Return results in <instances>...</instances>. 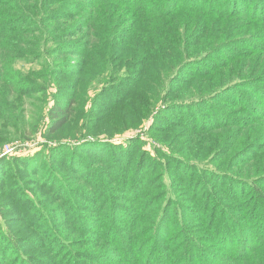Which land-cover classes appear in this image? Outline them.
<instances>
[{"label":"trees","instance_id":"obj_1","mask_svg":"<svg viewBox=\"0 0 264 264\" xmlns=\"http://www.w3.org/2000/svg\"><path fill=\"white\" fill-rule=\"evenodd\" d=\"M76 4L79 9L91 7L92 17L82 21L78 19L81 13L68 14L71 8H55L53 0H0L1 89L7 87L13 91L15 104L27 93L45 94L50 86L61 93L46 112L45 138L52 139L73 124L81 97L86 94L82 89L84 81L95 80L94 71L98 79L106 80L103 88L97 89L100 92L92 108L101 112L100 118L125 111L138 101L148 83L166 77L170 82L166 92L153 95L162 102V107L159 105L149 132L170 136H155L160 145V149L154 150L155 157L144 149V139L139 137L122 145L113 138L97 135L73 143L59 141V146L54 148L46 146L44 149L49 154L43 151L34 158L16 157L14 161L20 167L9 171L12 181L8 194L19 208L23 229L18 236L15 234L19 231L14 234L0 231V258L7 261L16 253L12 261L0 260V264H264V173L258 178H247L249 171L245 174L247 180L233 173L243 165H238V153L242 150L240 156L249 160L246 165L263 159L264 166V48L255 59L254 69L240 70L235 80L230 76L233 69L225 70L233 68L236 62H226L228 59L222 53L230 48L232 59L241 60L246 54L253 58L247 50L260 47V43L237 40L239 37L213 39L220 42L215 45L209 42L212 18L245 19L244 26L264 22V0H77ZM67 14L66 19L76 25L73 34L86 30L90 39L53 49L54 53L65 48L66 54L73 55L72 65L66 67L64 62L50 61L48 55L52 52V42L59 44L58 31L52 22L64 20ZM99 15L104 18L103 24ZM179 19L186 22L182 40L185 36L190 40L201 39L199 44L205 43L203 51L189 50L185 56L171 43V40L180 43L172 35L180 31ZM193 44L190 42L191 47ZM172 55L180 58V64L176 63L178 66L168 75L162 68L167 67L165 64ZM17 59L29 65L41 64L43 70L31 69L26 74L17 71ZM186 74L191 76L185 77ZM63 76L74 79L63 83ZM218 76H225L231 83L196 100L183 98L202 92L200 89L206 81ZM42 81L45 85L38 83ZM194 86L199 87L188 95L187 91ZM90 90L97 92L95 87ZM8 97L2 96L1 106L14 105ZM7 111L11 119L15 118L11 108ZM137 120L145 122V119ZM253 127L263 134L251 140L244 138L235 149L240 131ZM183 128L195 136L188 150L200 148V157L189 154L188 158L175 151L178 146L173 145V135L179 137ZM218 131L234 132L217 145L200 141L218 136L213 133ZM1 140L0 137V145L5 142ZM82 152L88 155H79ZM227 156L229 163L234 162L233 166H213L218 157ZM1 161L0 169L6 159ZM56 161L59 164L65 161L66 167L88 186V201L102 198L99 207L105 204V190L111 187L103 178L111 175L128 191L127 198L122 200L128 204L115 205L114 210L110 203L108 211L106 207L102 209V215L97 211L89 215L92 212L79 203V194H86L81 189L71 190L70 183L54 171ZM22 167L36 174L43 172L41 178L45 183L51 180L49 189L65 211L69 231H60L53 216L39 205L36 197H30L29 192L19 187L24 178L18 172ZM154 170H159L160 176H155ZM167 172L173 177L172 195L177 197L162 203L169 195L161 182L166 177L164 174L170 178ZM0 179H3L1 175ZM146 189L154 192L147 194ZM182 193L183 198H179L178 194ZM191 222L199 225L193 227ZM70 232L95 238L97 246L93 252H79V243L67 237Z\"/></svg>","mask_w":264,"mask_h":264},{"label":"rangeland","instance_id":"obj_2","mask_svg":"<svg viewBox=\"0 0 264 264\" xmlns=\"http://www.w3.org/2000/svg\"><path fill=\"white\" fill-rule=\"evenodd\" d=\"M55 1V5H53L55 8L63 9L66 8L68 10V14L70 13H81L78 16V19H81L82 21L88 20L87 18L92 17V11L93 9L91 7L89 8H82L79 9L76 4L77 0H53ZM68 14L65 15L64 20H56L52 22V25L57 29V39L59 40V44L56 45L55 42H52L51 44V50L52 52L48 55V58L50 61H53L54 63L58 62H64L67 66L72 65V58L73 55L66 54L64 51L66 50L65 48H59L56 52L53 53V49L59 47L60 45H65L67 43H78V42H83L89 41L90 37L87 35L86 30H79V33H75L74 28H76L70 19L68 18ZM97 15V13H96ZM100 16V15H99ZM187 16H184L185 18ZM197 17V15H196ZM196 17L194 18V21L196 22L197 19ZM186 20V19H185ZM191 22L193 19H190ZM213 20V28L211 33L209 32L210 35H212V39L209 40V42L212 45L219 44L220 42H215L216 40L222 39V37H227V38H237V40L241 41H251L254 44L260 43V47H256L253 50H247L249 52H252V57L253 58H248L250 55L244 53L241 57H243L245 54L246 56L244 58H240L241 60H238L239 58L232 59V53L230 48H227L225 50V53H222L224 56L227 57L226 62H231L235 61L236 64H234L233 68H229L225 71H228L230 69H233V75L234 79L236 75L240 74V70L243 71H249L254 69V65L256 64L255 59H258V54L261 53L262 48H264V22H251L252 24H248L249 26H244V23H247V20L245 19H225L224 21L218 20L217 18H212ZM99 21L103 24L104 23V18L100 16ZM183 22V23H182ZM186 23L184 20L179 19L177 20V24H179V29L180 31H177L176 33L172 32V35L174 37V40L178 39L180 40V43L174 42L171 40L172 44L176 45L178 50L180 52L185 53L188 52L189 50H195L196 52H201L205 48V43H201V39H193L190 40V38L186 37L184 38V41L182 40L181 34L185 33L183 30V24ZM153 25V23H152ZM68 26V27H67ZM61 30V31H60ZM176 31V30H174ZM179 32V33H178ZM90 33V32H89ZM247 33V34H246ZM148 35V34H147ZM145 33L144 36L145 38L148 37ZM176 35V37H175ZM226 38V39H227ZM215 39V41L213 40ZM207 40V39H206ZM227 40H224L226 42ZM190 42H193L194 44L192 47L190 46ZM208 43V41H206ZM186 49V51H185ZM131 51V50H129ZM62 53H65L63 55ZM131 53V52H130ZM182 53V54H183ZM222 54L218 55V58H222ZM184 55V54H183ZM248 58V59H247ZM180 58L177 56L172 55V58L168 59L166 66H162V71L164 73H167L170 75L171 72H173L174 69L180 64L179 61ZM247 59V60H246ZM260 59V58H259ZM23 59H17L15 62V69L17 71H21L22 73H27L31 69L35 70L37 72H42L43 67L40 64H33L29 65L25 63ZM178 63L177 65H175ZM243 64L240 66L239 64ZM245 65V66H244ZM258 68L255 66V69ZM93 71V69H91ZM94 77L95 80L88 81L85 80L83 84V90L86 92L85 95L81 97L80 100V105L77 107L79 109V113H76L73 119V124H71L67 129L61 132L59 136L49 139L45 138V133H46V128L45 126L47 125V117H46V112L49 106L52 105V100L56 98V95H59L61 93L56 92L54 87L50 86L45 94L42 93H27L25 96L20 98V101H18L15 104V95L13 91L9 90L7 87H4V90L1 89L0 86V99L2 98L3 95H7L8 101L11 104H6L0 106L3 108H0V137L2 138L1 142H5L0 145V162H2V159H6L4 166L2 169H0V175L2 176L3 179H0V231L3 233H10L14 234L16 231H19L18 234H15L16 236L20 235L19 233L23 229V223L22 219L19 217V208L14 205V199L11 195L8 194V189L10 187V183L12 181L11 177L12 175L10 174V169L13 167H20L14 159L17 158H27V157H35L37 153H41L45 151V154H49V150L44 149L46 146L49 147H56L59 146L60 142H70L73 143L74 141H80L84 137L91 138L92 136L89 135H97L102 138L104 137H109L113 138L114 142L117 144H126L130 140H134L136 138H141L144 139V149L153 157L156 156V153L154 150L160 149V145L158 144L159 141L155 139V136L163 137L164 135L170 136V134H163L159 132H149L154 121V118L156 114L159 112V108L162 107V102L159 99L154 98V94H164L166 92V87L169 85V80L166 77H161V79L156 82L148 83L147 85V90L142 92L139 95L138 101L132 103L129 105L125 111L123 112H111L110 114H107L105 117H101V112L100 111H92V108L94 107L95 102H97L98 96L97 93H99L100 89L103 88V86L106 83V80L98 79L96 77L95 71ZM174 75V74H173ZM191 76L190 74H186L185 77ZM173 77V76H172ZM225 76H218L215 79L206 81V84L204 85V88L200 89L203 90L202 92H199L197 95L196 93V88L199 86H194L193 88L189 89L187 91L188 95H193L191 97L189 96H183L184 99L187 100H196L198 99L201 95H208V94H214V92L221 88L224 87L231 82L228 80V78H219ZM74 77H67L63 76L61 78V82L63 83H68L72 81ZM237 80V78L235 79ZM234 81V80H233ZM40 85H45L44 82H38ZM95 87L97 92L95 93L94 90H90V88ZM99 91V92H98ZM63 94V93H62ZM189 97V98H188ZM174 99H176L174 97ZM160 105V107H159ZM12 109V112L14 114L15 118L11 119L10 113L7 111L9 109ZM7 109V110H6ZM148 117V118H147ZM137 118L145 119V122L140 123ZM102 121V123L98 124L99 121ZM185 128V127H184ZM182 129V132L177 137L176 135H173L174 138V147L175 145L178 146L176 147L175 151L179 152L183 156L188 157L189 154L191 155H196L197 157H200L201 155V150L200 148L196 150H188L189 147L191 146L190 142H193V137L194 135H191L188 133L187 129ZM190 131V130H189ZM262 130L253 127L252 130L250 128H246V131H240L241 137L238 139V141L235 144V149L239 147L241 141L249 137L251 139H255L258 136H261L263 134L261 132ZM225 131H218V132H213L214 134L218 135L216 137L211 136L206 139H200L201 142H212L214 145H217L221 143V141H224L227 138V134L234 132L230 131L229 133H224ZM150 133V134H149ZM152 137V138H151ZM155 140H154V139ZM180 138V139H179ZM92 139V138H91ZM156 141V142H155ZM158 142V143H157ZM161 144V142H160ZM163 144V143H162ZM161 144V145H162ZM166 146L165 144H163ZM11 148V149H9ZM173 148V147H172ZM52 149V148H51ZM51 151V150H50ZM244 150L240 151L238 153L239 156V164H243L242 166L240 165V168L234 169L233 173L239 176L241 179H246L250 177H256L258 178L262 173H264V166H262L263 159L260 161H254L253 163H249V165H246V162L249 160H246L245 157L240 156ZM7 153V154H6ZM184 153V154H183ZM74 154V153H73ZM35 155V156H34ZM81 156H86L88 155L86 152H82L79 154ZM230 156L227 157H218L220 158L215 165H225L229 167L233 166L234 162L229 163L230 161ZM189 158V157H188ZM211 158V155L209 156V159ZM165 158L162 157V160ZM208 159V161H209ZM94 160V159H93ZM194 161V160H191ZM7 162V163H6ZM12 165V166H11ZM54 165V164H53ZM96 165L99 167H103L104 165L101 163H96ZM246 165V166H245ZM203 167H206L204 165ZM245 167V170H244ZM34 167H32L30 170H33ZM213 168V167H212ZM19 169V168H18ZM23 170H18V172L24 174V178L21 179V185L19 186L22 188L24 191L29 192L30 197L33 195L36 197V200L40 203L39 205L47 212L49 215H52L54 220L57 222L59 225V230L60 231H66L68 229V225L66 224V216L65 211L63 210V207L61 206L60 201L57 199V197L51 192V189H49V185L51 183V180L49 179L48 182H43V179L41 178V175L43 172L40 174L33 173L29 170H26L22 167ZM36 169V168H35ZM54 171L56 173H60L61 177L63 178L64 181H67V183H70L71 190L73 191V188H76V190L81 189L82 193H85L86 196L80 195L79 194V203L81 207H83L86 211L92 212V214H89L93 216L95 214V211H97L99 214L102 215V209L106 207V211H108V205L112 203V207L115 210L116 207L115 205L121 206L123 204L127 205V202H122L123 199L127 198L128 196V191L125 192L124 189L119 184V180L116 176H111L107 175V177L103 180H105L108 185L111 187V190H105V204L101 207H99L100 199L99 201L94 199L92 201H88L87 197L89 195L88 186L83 183L81 180L77 178L76 173H73L69 168L66 167L65 161H63L62 164H59L57 161L53 167ZM37 170V169H36ZM165 170V169H164ZM224 170V169H223ZM250 171V172H249ZM249 172V176L247 178L245 177V174ZM160 171L154 170L153 174H156L155 176H158ZM170 176V178L167 176V174H164L166 177L161 181L162 184L164 185V189L169 191V195L163 200L162 203H165L167 201V198L172 197L175 199V197L172 195V188H170L171 181L173 179L172 175L170 172H167ZM185 175V173H184ZM10 177L8 180H6ZM154 176V177H155ZM160 176V175H159ZM176 173V177H177ZM150 179V178H149ZM178 180V178H177ZM158 185V183L156 184ZM152 189L154 187H151ZM200 190V189H199ZM183 193H189V195L193 196L190 191L183 190ZM237 191V190H236ZM154 190L151 189H146V193L151 194L153 193ZM192 192V191H191ZM74 192H71V194ZM183 193L180 195L178 194L179 198H183ZM182 204V203H181ZM111 206V205H110ZM99 207V208H98ZM98 208V209H97ZM146 208V207H145ZM97 209V210H96ZM111 212L112 213V210ZM156 208H152V210H155ZM97 217V216H94ZM192 226H197L199 224H195L193 222ZM69 231V230H67ZM205 233V232H204ZM207 234V233H205ZM193 235H195L193 233ZM201 237L202 235L199 234ZM199 236V237H200ZM67 237L70 239H73V241H77L79 243L78 251H88V252H93V248L97 246V243L94 242L95 238H86L85 235L77 234V233H67ZM98 239V238H96ZM1 245H0V250H1ZM31 252L34 251L30 247ZM40 252V250H38ZM16 253H14L9 259H2L0 260L3 263L10 262L14 258ZM44 257H51L50 255H45Z\"/></svg>","mask_w":264,"mask_h":264},{"label":"built area","instance_id":"obj_3","mask_svg":"<svg viewBox=\"0 0 264 264\" xmlns=\"http://www.w3.org/2000/svg\"><path fill=\"white\" fill-rule=\"evenodd\" d=\"M9 149H11V148H9ZM7 154V153H6Z\"/></svg>","mask_w":264,"mask_h":264}]
</instances>
